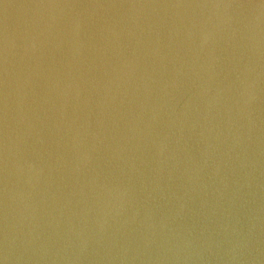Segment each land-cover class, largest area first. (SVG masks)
Returning <instances> with one entry per match:
<instances>
[{"label":"water","instance_id":"95a60500","mask_svg":"<svg viewBox=\"0 0 264 264\" xmlns=\"http://www.w3.org/2000/svg\"><path fill=\"white\" fill-rule=\"evenodd\" d=\"M0 264H264V0H0Z\"/></svg>","mask_w":264,"mask_h":264}]
</instances>
